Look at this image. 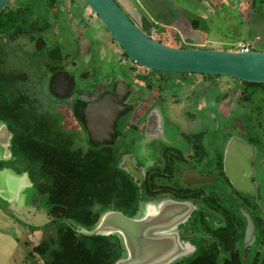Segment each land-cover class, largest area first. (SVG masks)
<instances>
[{
	"label": "rangeland",
	"instance_id": "374dc122",
	"mask_svg": "<svg viewBox=\"0 0 264 264\" xmlns=\"http://www.w3.org/2000/svg\"><path fill=\"white\" fill-rule=\"evenodd\" d=\"M144 1L130 0L133 16L119 6L134 24L150 35L155 33L153 24L163 26L159 18H165V15L162 8L145 7L149 1ZM166 1L183 9L179 12L181 17L174 24L177 32L168 28L178 35V41L168 37L166 41L169 45L229 51L236 43L245 41L251 44L253 51L264 50V0ZM15 3L29 8L30 20L48 22L51 28L41 34L44 38H38L35 44L24 39L7 44V57L0 69L21 71L28 75L25 88L38 100L39 111L56 118L60 130L73 137L75 147L85 150L91 144H111L117 136L122 138L125 147H129L130 139L141 132L144 125L145 133L153 127L158 130V143L173 144L181 151L188 148L187 135L202 131V143L211 158L214 149L220 150L225 145L227 150L230 146L232 141L224 143L227 136L235 135L243 140L244 128L249 125L253 129L251 135L259 140L263 149L255 157L253 166L256 183L264 190V93L261 89H254L251 101L242 103L239 100L241 86L233 78L212 76L205 80L200 75L159 74L144 68L141 69L147 71L148 79H136L135 83L131 70L135 64L123 56L120 46L82 0H55L53 8L48 0H12L10 4ZM193 19L199 21L196 30L189 24ZM48 43L60 47L62 61L58 66L64 67L62 69L69 86L65 94L56 95L51 89L59 72L48 74L44 60L37 53ZM117 79L131 88L121 83L122 87L117 85L114 93L108 91ZM158 79L161 82H157ZM134 86H138V90L135 91ZM100 92L110 95L114 103L120 106V111L110 137L96 142L87 129L88 106L80 100L91 101ZM145 111H148V117L143 123L139 118ZM123 115L129 118L119 135L115 131V122ZM246 145L243 147L234 143L231 146L235 149L234 155L244 159V150L255 154V149ZM146 148L153 152L151 146L147 145ZM133 149L137 154L138 146L133 145ZM239 158L234 157L233 161ZM10 159L9 135L0 122V264H42L39 256H30L29 252L45 236L28 228L48 221L44 200L35 188L21 187V176ZM129 159L124 158L121 166H127ZM248 166L251 167L250 162L243 164L244 168ZM254 169L251 168V175ZM178 175L175 174V177ZM156 206L155 203H143L137 208L135 217L144 216L147 210ZM180 247L181 253L171 257L172 261L192 250L189 243ZM260 251L264 254V249L260 248ZM222 259L221 256L215 261L222 264Z\"/></svg>",
	"mask_w": 264,
	"mask_h": 264
},
{
	"label": "trees",
	"instance_id": "16d2710c",
	"mask_svg": "<svg viewBox=\"0 0 264 264\" xmlns=\"http://www.w3.org/2000/svg\"><path fill=\"white\" fill-rule=\"evenodd\" d=\"M11 1L0 14V67L7 57V44L19 39L35 44L41 34L51 28L48 22L30 20L29 8L16 3L11 5ZM48 1L53 8L55 0ZM198 22L196 19L189 21L193 30L198 28ZM152 28L155 33L147 34L152 39L168 46H171L166 41L169 36L178 41L173 30L158 24H153ZM37 53L44 60L48 74L62 70L58 66L62 61L58 45L48 43ZM141 68L136 64L131 66L134 80L146 81L148 77ZM201 77L205 80L212 78ZM27 81L25 72L0 69V122L9 133V161L18 174L27 175L31 187L43 198L48 217L45 224L28 228L45 236L29 252L30 256H39L42 264H114L124 254L120 238L115 234L85 235L83 232L91 231L107 211H118L133 218L141 203L157 200L168 193L173 201L198 204L189 221L192 230L198 234L195 235V250L192 255L171 264H217L215 258L221 256L222 264H248L241 257L244 251L241 243L246 229L244 212L250 216L252 212L243 192L236 190L224 175L219 154L217 170L228 184V192L215 188V183L192 187L175 179L180 170L178 165L184 159L182 153L172 146L158 153L160 165L148 169L143 181L138 183L119 167L121 156L129 153L121 137L112 144L88 145L85 150L75 147L73 137L60 130L58 120L39 111L38 100L25 88ZM236 82L241 86L239 100L242 103L251 101L256 88L264 93V84ZM236 89L239 90L238 86ZM78 94L83 95L80 91ZM102 96L103 92L97 94L96 101ZM128 118L117 121L115 128L120 131ZM248 126L244 128L242 141L252 146L260 145L258 139L251 135L253 129ZM235 137L229 135L225 140L230 138L231 141ZM185 139L195 155L204 153L203 133L187 135ZM135 144V139L131 138L129 147ZM209 186L212 188L210 191L207 189ZM255 207L254 204L252 208ZM258 214V217L252 215L256 241L264 239V219L260 212Z\"/></svg>",
	"mask_w": 264,
	"mask_h": 264
},
{
	"label": "water",
	"instance_id": "95a60500",
	"mask_svg": "<svg viewBox=\"0 0 264 264\" xmlns=\"http://www.w3.org/2000/svg\"><path fill=\"white\" fill-rule=\"evenodd\" d=\"M82 1L98 17L127 58L138 66L158 72L227 76L241 82L264 84V51L233 52L168 46L143 32L130 20L117 1ZM8 2L9 0H0V14ZM64 78V74H60L58 94L67 92L68 87ZM119 111L120 106L116 105L112 97L107 94L88 105V131L94 141L101 142L110 137ZM231 141L228 147L230 152L225 154V175L236 190L246 192L248 183L241 177L240 171L237 172V169L240 170L243 159L237 157L239 159L235 160L234 162L237 163L233 165L235 149L233 150L231 146L235 143L245 147L247 143L237 137ZM127 171L133 175L131 167L127 168ZM190 177H193L195 182L204 180L195 173H192ZM143 203H155L157 206L147 210L144 216L133 218L118 211H107L91 231L83 232L85 235L115 234L120 238L124 254L114 264H171L180 259L178 257L171 260V257L181 251L174 252L179 246L177 247V237L170 232L174 231L177 225L184 223L195 207L189 202L170 199ZM259 207L264 216V208L260 204ZM246 217L248 219L246 235H248L252 224L249 217L247 215Z\"/></svg>",
	"mask_w": 264,
	"mask_h": 264
},
{
	"label": "flooded vegetation",
	"instance_id": "af4514ba",
	"mask_svg": "<svg viewBox=\"0 0 264 264\" xmlns=\"http://www.w3.org/2000/svg\"><path fill=\"white\" fill-rule=\"evenodd\" d=\"M62 68H64V67H62ZM144 69L149 71V69H146V68H144ZM63 71H64L63 69L60 71H57V72H59L58 79H56V81L53 83V86L51 88L56 95L64 94V93L58 94V92H57V88H58V85L60 82V74H64ZM141 72H144V74L146 76H148V73H146L147 71H144L143 69H141ZM64 76H65V74H64ZM159 81H160V79L157 80V82H159ZM64 82L67 84V87H69L67 80H65V78H64ZM114 82L112 83L113 84L112 88L108 90V91H112L113 93H114L117 85L122 87L121 83L124 84L123 82H121L119 80H117L115 84H114ZM135 83H136V80H135ZM124 85L126 86V84H124ZM126 87L131 88L130 86L129 87L126 86ZM134 89H135V91L138 90V86H134ZM135 91L133 92V94L135 93ZM83 92H85V91H83ZM95 97L92 98L91 101L84 100V99H83V101L82 100H80V101L85 103L86 106H88L90 103L96 102ZM126 116L127 115H123L122 117H119L117 119V121L122 120ZM147 117H148V111H145V113L142 116H140L139 121L142 120L144 123L146 121ZM155 119L156 118H154V120ZM116 122H115V124H116ZM142 126H143L142 131L138 132V134L133 137L135 139V142H136L135 146H138L137 154L133 149V145L129 148L125 147L126 149L129 150V153L124 154L122 156V158L120 159V162H119V167L121 169H124L126 172H128L127 168H130V167L132 168L133 175L132 174H130V175L138 183H141L143 181L144 173L147 172L148 169H151V168L155 167L156 165H160V163L158 161V158H159L158 153H160L165 147H170V146L174 147V145L170 144V143H168L166 145H162V144L158 143L156 141V139L158 137V135H157L158 130H156L154 127L151 131L149 130L148 133H145L144 125H142ZM115 131L119 132V135H121L119 129L115 128ZM197 133L200 134V133H202V131L197 132ZM197 133H190L189 135H193V134H197ZM8 135H9V133H8ZM154 135H156V136H154ZM118 138H119V136L115 137L114 140L112 141V143H115ZM229 139L225 140L224 143L226 144V142L229 141ZM147 145H149L153 148V152H150L146 148ZM248 145H250L251 147H253L255 149V154L250 153L248 150H244V154L242 155V157L244 159L241 163L240 170L237 169V172L239 173V171H240L241 177L248 183L247 184L248 187L246 189V192H243L244 198H245L246 203L248 205V209L250 210V212H252L253 217H258V215H259L258 213L260 212V215L264 219L263 213L259 207V204H260L264 208V190L261 189L260 185L256 183L257 182V180H256L257 175H256V172H255V169L253 166V162L256 159L255 157L257 156L258 152L263 150V149L261 147L262 146L261 143H260V145L258 144L255 146H252L251 144H248ZM202 147L205 149V145L203 143H202ZM225 147L226 146L223 145V148H221L220 150L214 149L215 152L213 153L211 158L208 157L209 155H208V152L206 150L204 151L203 154L199 153V154L195 155L191 145H189V144H188V148L187 149L185 148L184 151L183 150L181 151L180 149H178L182 153V157L184 160H182V162L179 163V165H178L180 170H179V172H177L179 174L177 179H179V181H181L182 184L192 186V187H196V185H199L202 183H206V184H211V183L214 184L215 183L213 185L215 188L225 189V190H227L226 192H228L229 186H228V184L225 183V181L222 177L218 176L219 173L217 170V161H218L217 159H218V154H219L222 158L223 173L225 175V171H224L225 151L227 152V150H228V152H230V149L227 148V150H226ZM228 152H227V154H228ZM136 155L140 156L141 158L137 159L135 157ZM126 157H129L130 159H129L127 166L123 167L124 165L123 166H121V165L124 161V158H126ZM234 157L237 158V157H241V156L236 155ZM248 162H250L251 167L248 166L247 167L248 170H247L246 167L245 168L243 167V164L248 163ZM236 163L237 162L233 161L234 166L236 165ZM251 168L254 169L253 170L254 173L252 175H251ZM234 171H235V169H234ZM192 173L200 175L202 178H204V180L199 181V182L193 181L194 180L193 177H190ZM186 175H188L189 177H187ZM175 179H176V177H175ZM227 180L230 183V180L228 178H227ZM184 181H193V182L185 183ZM210 189H212V188L209 186L208 190L210 191ZM209 191H207V192H209ZM171 198H172V195L167 193L164 196H162L160 198H156V199L157 200H167V199L171 200ZM187 202L191 203L195 208H196V206H198V204H194L193 202H190V201H187ZM253 203L256 205L257 209H256V207H255V209L252 208V206L254 205ZM195 208L192 210L188 219L184 223L177 225L176 228L174 229V231L170 232L177 237V241H178L177 247L178 246L179 247L177 250H174V252L179 251V249H181L180 245H182V244L184 245L185 243H189L192 246V250L187 255H183L182 257L192 255L193 251L195 250L194 243L196 242V238H197L195 235H198V234L196 232H194L189 225L190 218L192 217V214H193V211L195 210ZM244 213H245V218H246V229H245V235L243 236L242 243H241V248H242V250H244L243 253H241V257L243 260L248 261V264H264V254L261 253L262 250L260 251V248L264 249V239H261V240L259 239L258 241H256L255 236H253L255 233V229H254V223L252 220V215L250 216L249 213H247V212H244ZM246 215L249 217L250 222L252 224V228L249 231L248 235H246L247 234V227H248V219H247ZM258 246H260V248H258ZM177 247H175V248H177ZM182 257H180V258H182Z\"/></svg>",
	"mask_w": 264,
	"mask_h": 264
},
{
	"label": "crops",
	"instance_id": "0c3cea01",
	"mask_svg": "<svg viewBox=\"0 0 264 264\" xmlns=\"http://www.w3.org/2000/svg\"><path fill=\"white\" fill-rule=\"evenodd\" d=\"M148 1H149V4H147L148 2H146V6L145 7H148V8H151V9H153V8H156V9L157 8H162L163 9L162 12L165 15V18L161 15L162 18H159V20L161 19L162 21L161 22L159 21V23H162L163 27L171 28V29L175 30L176 27H175L174 24L176 23L177 19L179 17H181L179 15V12L183 11V9L180 6L175 5L173 3H170L169 1H166V0H155V1L154 0L153 1L152 0H148ZM117 2L122 8H125L126 11H128L133 16V11H132L133 7H132V4H131L130 0H117ZM142 2L145 3L144 0H142ZM152 11H154V10H152ZM157 11H158L157 12L158 14H161L160 10H157ZM135 22L138 23L137 21H135ZM263 30H264V28H263ZM255 38L257 39L258 36H255ZM261 51H264V50H261ZM20 176L21 177L19 178V180L21 181V183H20L21 187L31 186L29 178L27 177L26 174H23V175H20Z\"/></svg>",
	"mask_w": 264,
	"mask_h": 264
},
{
	"label": "built area",
	"instance_id": "2783aa9c",
	"mask_svg": "<svg viewBox=\"0 0 264 264\" xmlns=\"http://www.w3.org/2000/svg\"><path fill=\"white\" fill-rule=\"evenodd\" d=\"M229 51L233 52H249L253 51L251 48V44L249 42L241 41L236 43L235 45L232 46V48Z\"/></svg>",
	"mask_w": 264,
	"mask_h": 264
}]
</instances>
